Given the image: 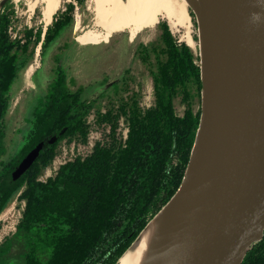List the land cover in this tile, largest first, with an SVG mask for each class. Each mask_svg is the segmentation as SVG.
<instances>
[{"label": "trees", "instance_id": "trees-1", "mask_svg": "<svg viewBox=\"0 0 264 264\" xmlns=\"http://www.w3.org/2000/svg\"><path fill=\"white\" fill-rule=\"evenodd\" d=\"M8 29V17L0 13V142L15 66ZM162 39L166 60H158L153 73L155 105L143 110L127 102L116 113H99L97 120L110 128L107 141L97 142L92 154L68 162L45 182L39 175L54 160L61 141L79 137L87 142L88 110L70 92L64 75H58L35 110L26 145L0 172V212L25 186L19 198L26 206L18 225L27 240L25 264H119L179 190L200 127V114L195 115L190 100L192 86L202 89L201 67L187 46L174 42L168 28ZM178 97L186 105L183 116L175 113ZM122 117L128 123L125 140L117 133ZM54 137L57 141L50 144ZM40 143L44 146L37 160L14 180L13 173ZM241 264H264V232Z\"/></svg>", "mask_w": 264, "mask_h": 264}, {"label": "rangeland", "instance_id": "rangeland-1", "mask_svg": "<svg viewBox=\"0 0 264 264\" xmlns=\"http://www.w3.org/2000/svg\"><path fill=\"white\" fill-rule=\"evenodd\" d=\"M59 4L49 25L41 0H7L0 4V13L9 20L11 55L15 59L1 124L0 172L26 145L34 112L46 101L58 75L66 77L68 89L78 94L88 110L85 113L90 127L87 142L79 137L71 142L61 141L54 160L39 175L43 182L54 178L68 162L88 157L97 142L107 141L110 128L97 120L99 113L108 110L116 113L127 102H135L143 110L155 105L153 73L157 72L158 60H166L162 39L166 28L174 42L179 47L187 46L196 64L201 66L199 24L190 2L186 28L174 29L161 16L153 28L132 27L117 34L106 33L97 26L94 0H60ZM187 34L194 41L191 47L185 41ZM202 93L197 86L191 87V106L200 119ZM173 105L175 113L183 116L186 105L182 98L174 99ZM127 124L122 117L118 138H127ZM24 189L25 186L16 192L0 212V264H25L22 254L27 250V240L18 232L26 206L19 198Z\"/></svg>", "mask_w": 264, "mask_h": 264}, {"label": "water", "instance_id": "water-1", "mask_svg": "<svg viewBox=\"0 0 264 264\" xmlns=\"http://www.w3.org/2000/svg\"><path fill=\"white\" fill-rule=\"evenodd\" d=\"M198 2L210 42L214 85L229 95L234 147L218 195L171 264H241L264 232V0ZM202 60L201 55L203 108L195 144L211 139L215 118L202 78ZM56 141L54 137L49 143ZM43 146L40 143L24 159L14 180L30 169ZM187 171L174 197L189 184Z\"/></svg>", "mask_w": 264, "mask_h": 264}, {"label": "bare ground", "instance_id": "bare-ground-1", "mask_svg": "<svg viewBox=\"0 0 264 264\" xmlns=\"http://www.w3.org/2000/svg\"><path fill=\"white\" fill-rule=\"evenodd\" d=\"M3 1L0 0V4ZM45 3L44 18L49 25L59 9L60 0ZM190 7L199 24L202 78L215 110L213 135L208 141L197 140L187 173L189 184L180 189L169 205L152 220L119 264H171L190 239L218 195L227 165L232 158L234 133L229 95L215 88L210 72V42L202 24L198 0H94L97 26L109 34L123 33L132 27L153 28L164 16L171 27L189 25ZM186 43H194L190 34ZM202 140V141H201Z\"/></svg>", "mask_w": 264, "mask_h": 264}]
</instances>
